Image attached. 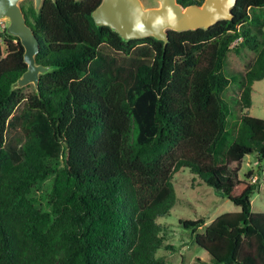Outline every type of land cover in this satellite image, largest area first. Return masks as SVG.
<instances>
[{
	"label": "trees",
	"instance_id": "16d2710c",
	"mask_svg": "<svg viewBox=\"0 0 264 264\" xmlns=\"http://www.w3.org/2000/svg\"><path fill=\"white\" fill-rule=\"evenodd\" d=\"M100 2L21 3L48 67L29 94L13 86L24 48L0 29V264H164L157 250L175 247L157 220L175 204L181 168L239 207L203 232L202 218L179 220L210 262L264 264L259 180L238 177L246 156L264 160V119L244 111L264 79V0H237L231 20L207 29L169 30L165 45L96 25ZM231 51L254 60L227 70ZM228 104L241 112L231 139ZM49 177L42 208L33 189Z\"/></svg>",
	"mask_w": 264,
	"mask_h": 264
},
{
	"label": "rangeland",
	"instance_id": "374dc122",
	"mask_svg": "<svg viewBox=\"0 0 264 264\" xmlns=\"http://www.w3.org/2000/svg\"><path fill=\"white\" fill-rule=\"evenodd\" d=\"M144 7L158 6V0H141ZM28 6L33 3V0H22L20 5ZM264 20V18H261ZM3 26H7L8 21L2 20ZM264 30V25H263ZM254 60V54L249 52V57L245 60L230 52L227 57V70L234 72H244L247 69L248 63ZM252 104L244 111L250 116L264 119V79L253 83ZM33 90V84L23 86V92L29 94ZM226 93L229 96L239 94V89L235 84H231ZM230 113L227 119V138L231 139L234 135L235 126L239 122L240 109L237 106L228 104ZM21 134L20 130L15 132ZM261 170L262 177L259 176ZM248 171L254 172L252 182L256 179L258 182L257 191L251 198L252 211L264 212V160L257 162L253 156H246L242 162L239 178H244ZM258 177V178H257ZM52 178L38 183L33 189V196L40 201V206L44 208L48 200V190ZM172 183L174 186L176 201L171 208L169 215L160 217L157 221L162 224L163 232L161 235L167 244L172 245L175 249H159L156 252L157 256L164 259V264H212L210 255L200 248L190 234V230L184 229L179 220H196L202 218L205 223L198 228L197 232H203L204 227L212 222L217 216L225 212L239 211V207L235 206L225 196L212 189L211 187L200 183L197 175L191 173L187 168L173 175ZM47 207V206H46Z\"/></svg>",
	"mask_w": 264,
	"mask_h": 264
},
{
	"label": "water",
	"instance_id": "95a60500",
	"mask_svg": "<svg viewBox=\"0 0 264 264\" xmlns=\"http://www.w3.org/2000/svg\"><path fill=\"white\" fill-rule=\"evenodd\" d=\"M22 0H0V21L6 20V30L19 38L24 48L26 70L14 82L20 88L27 84L38 86L39 76L47 66L36 62L39 43L20 5ZM38 11L43 0H33ZM78 1V0H77ZM237 0H203L201 4L182 6L177 0H158L159 5L144 7L141 0H101L91 16L96 25H105L125 40L153 36L168 41V31L207 29L220 20L233 18L232 8Z\"/></svg>",
	"mask_w": 264,
	"mask_h": 264
},
{
	"label": "built area",
	"instance_id": "2783aa9c",
	"mask_svg": "<svg viewBox=\"0 0 264 264\" xmlns=\"http://www.w3.org/2000/svg\"><path fill=\"white\" fill-rule=\"evenodd\" d=\"M3 21H0V29H3L4 27H6V26H3Z\"/></svg>",
	"mask_w": 264,
	"mask_h": 264
}]
</instances>
